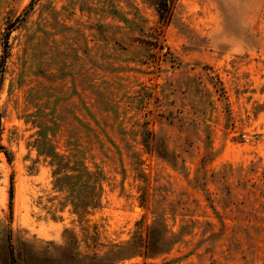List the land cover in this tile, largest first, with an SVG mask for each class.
<instances>
[{"label": "rangeland", "instance_id": "1", "mask_svg": "<svg viewBox=\"0 0 264 264\" xmlns=\"http://www.w3.org/2000/svg\"><path fill=\"white\" fill-rule=\"evenodd\" d=\"M0 123V264H264V0H0Z\"/></svg>", "mask_w": 264, "mask_h": 264}, {"label": "trees", "instance_id": "2", "mask_svg": "<svg viewBox=\"0 0 264 264\" xmlns=\"http://www.w3.org/2000/svg\"><path fill=\"white\" fill-rule=\"evenodd\" d=\"M1 126V123H0ZM0 151L3 152V154L7 157V160L10 161V153L7 151V149L0 144ZM11 187L9 192V198L11 200ZM11 231L5 233V241L7 243V256L5 257L3 264H23V260L19 259V256L15 255V249L14 246L11 244ZM163 245V244H162ZM163 248H161V251Z\"/></svg>", "mask_w": 264, "mask_h": 264}, {"label": "built area", "instance_id": "3", "mask_svg": "<svg viewBox=\"0 0 264 264\" xmlns=\"http://www.w3.org/2000/svg\"><path fill=\"white\" fill-rule=\"evenodd\" d=\"M241 136L244 139V141H249L250 140V138L247 136L246 133L241 134Z\"/></svg>", "mask_w": 264, "mask_h": 264}, {"label": "bare ground", "instance_id": "4", "mask_svg": "<svg viewBox=\"0 0 264 264\" xmlns=\"http://www.w3.org/2000/svg\"><path fill=\"white\" fill-rule=\"evenodd\" d=\"M136 210H138V209L136 208Z\"/></svg>", "mask_w": 264, "mask_h": 264}]
</instances>
